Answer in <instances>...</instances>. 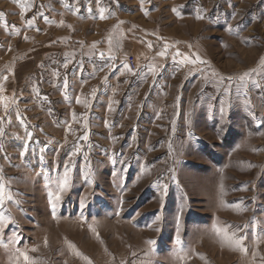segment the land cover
<instances>
[{
  "label": "rangeland",
  "instance_id": "374dc122",
  "mask_svg": "<svg viewBox=\"0 0 264 264\" xmlns=\"http://www.w3.org/2000/svg\"><path fill=\"white\" fill-rule=\"evenodd\" d=\"M104 1L0 0V264H264V20Z\"/></svg>",
  "mask_w": 264,
  "mask_h": 264
},
{
  "label": "crops",
  "instance_id": "0c3cea01",
  "mask_svg": "<svg viewBox=\"0 0 264 264\" xmlns=\"http://www.w3.org/2000/svg\"><path fill=\"white\" fill-rule=\"evenodd\" d=\"M90 1V3L88 2ZM194 1V0H193ZM215 3L210 7L208 8L206 11L204 12H226L227 10V3L230 1H235V9H236V12L239 11L238 10V7L239 5L237 4L238 2H243L244 0H214ZM245 1H251L250 5L248 6L246 12H239L238 16H240L241 18L244 17L245 14H247V11L249 12V16H251V23H255V22H260L261 20H264V0H245ZM262 1V7L260 8L258 2ZM88 3V4H86ZM86 7V8H85ZM112 6H109L107 5V3H105L104 0H82V4H81V7L79 8V10L81 12H114L112 9H111ZM242 11V10H241ZM236 23V26L234 27L235 29V36H236V39H238V41H240L242 44L246 43V40H247V36H246V31L243 30L244 28V25H241L239 22H235ZM240 25V27L238 26ZM252 26V25H251ZM249 27V26H248ZM225 34V32H223ZM148 39V40H147ZM149 37L148 38H145L144 40V44L149 41ZM252 39L253 37L251 38V42H252ZM125 38L123 37L122 39V42H124ZM141 41V40H140ZM129 42V41H128ZM142 44L143 46H145V51H143V46L140 45V50H135L134 49V52L136 54H138L139 56L140 55H146L147 57L149 56L147 53H149V45H148V42L144 45ZM148 47V49H147ZM262 60L261 62L264 63V51H262ZM261 56V57H262ZM150 58L152 60H154V57L150 55ZM30 73V72H29ZM242 71L236 75H242ZM245 74V73H244ZM250 74H254V72H250ZM119 77H122L121 75L119 74H116V73H108L107 75V81H115V82H119V81H122L123 85H125V83L127 84L128 83V80H122V78H119ZM113 78V79H111ZM157 91V90H156ZM99 100V96H97V98L94 100V103L96 104V102Z\"/></svg>",
  "mask_w": 264,
  "mask_h": 264
},
{
  "label": "snow or ice",
  "instance_id": "6c2138e0",
  "mask_svg": "<svg viewBox=\"0 0 264 264\" xmlns=\"http://www.w3.org/2000/svg\"><path fill=\"white\" fill-rule=\"evenodd\" d=\"M100 18L103 19L104 16L101 15ZM126 67H127V66H126ZM129 70H130V69H129ZM245 75H248V74L245 73ZM77 102H79V98H78ZM28 135H29V137H30V136H31V133H29ZM26 147H27V146H26ZM21 155L23 156V155H24V152H22ZM67 183H68V179H67V176H65V179H64V180L61 182V184H60V188L63 190V188L67 185ZM2 190H3V186L0 185V195H2ZM56 199H60V194H59V193L56 194ZM149 243H152V242L149 241ZM22 255H24V259L27 261V260H28L27 255H26V254H23V253H22Z\"/></svg>",
  "mask_w": 264,
  "mask_h": 264
},
{
  "label": "built area",
  "instance_id": "2783aa9c",
  "mask_svg": "<svg viewBox=\"0 0 264 264\" xmlns=\"http://www.w3.org/2000/svg\"><path fill=\"white\" fill-rule=\"evenodd\" d=\"M126 61L132 69H137V63L134 55H129Z\"/></svg>",
  "mask_w": 264,
  "mask_h": 264
}]
</instances>
